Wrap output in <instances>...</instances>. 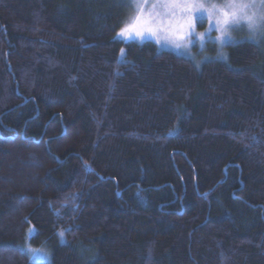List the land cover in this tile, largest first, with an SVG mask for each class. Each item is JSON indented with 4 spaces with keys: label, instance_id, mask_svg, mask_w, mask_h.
<instances>
[{
    "label": "trees",
    "instance_id": "1",
    "mask_svg": "<svg viewBox=\"0 0 264 264\" xmlns=\"http://www.w3.org/2000/svg\"><path fill=\"white\" fill-rule=\"evenodd\" d=\"M130 13L0 0V264H264V43L200 63Z\"/></svg>",
    "mask_w": 264,
    "mask_h": 264
},
{
    "label": "rangeland",
    "instance_id": "2",
    "mask_svg": "<svg viewBox=\"0 0 264 264\" xmlns=\"http://www.w3.org/2000/svg\"><path fill=\"white\" fill-rule=\"evenodd\" d=\"M131 13L123 27L133 24V17L137 14L134 0H129ZM154 0H148L153 3ZM223 4L225 0H205V3ZM150 9L145 10V15ZM213 21H210L205 14V18L196 21L195 31L189 33L187 29L180 28L178 24L168 17H154L151 23V31L141 29L138 35L135 30L125 33L124 36H117L118 40L125 43L145 44L152 42L158 46L160 51H168L182 57L191 58L197 62H204L209 57L208 48L213 49L210 53H217L220 59L225 58V48L227 45L238 43L239 39L250 42L264 43V35L260 31L253 37L246 26L238 27L236 30L229 29L226 34L215 28H210ZM122 27V28H123ZM121 31V30H120ZM120 33V32H119ZM203 33V38L200 34ZM222 37V39H218ZM215 46V47H214ZM34 231L30 234L32 235ZM32 258L35 261H51V256L45 250H31Z\"/></svg>",
    "mask_w": 264,
    "mask_h": 264
},
{
    "label": "snow or ice",
    "instance_id": "3",
    "mask_svg": "<svg viewBox=\"0 0 264 264\" xmlns=\"http://www.w3.org/2000/svg\"><path fill=\"white\" fill-rule=\"evenodd\" d=\"M134 3L137 14L133 17V24H126L118 33L119 36L133 30L138 35L141 29L151 31L154 17L171 18L180 28L192 33L195 31L196 21H202L205 14L213 21L210 28L222 33L246 26L253 37L258 31L264 35V0H225L223 4L205 3V0H154L151 4L148 0H134ZM146 9H150L147 15ZM203 35L200 34L201 38Z\"/></svg>",
    "mask_w": 264,
    "mask_h": 264
}]
</instances>
